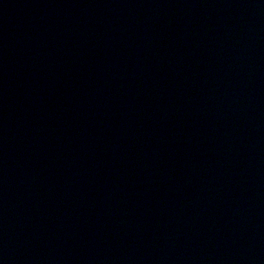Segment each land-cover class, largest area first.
<instances>
[{"label": "water", "instance_id": "95a60500", "mask_svg": "<svg viewBox=\"0 0 264 264\" xmlns=\"http://www.w3.org/2000/svg\"><path fill=\"white\" fill-rule=\"evenodd\" d=\"M264 0H0V264H259Z\"/></svg>", "mask_w": 264, "mask_h": 264}]
</instances>
